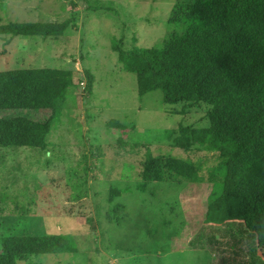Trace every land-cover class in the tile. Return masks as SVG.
I'll return each mask as SVG.
<instances>
[{
	"label": "rangeland",
	"instance_id": "rangeland-1",
	"mask_svg": "<svg viewBox=\"0 0 264 264\" xmlns=\"http://www.w3.org/2000/svg\"><path fill=\"white\" fill-rule=\"evenodd\" d=\"M180 1L187 0H0V24L64 25L45 38L0 34V70L61 68L73 78L44 147L0 146V222L34 234L69 233L76 250L27 255L17 264H264V185H249L243 219L219 225L204 222L207 183L122 193L112 203L125 208L109 214L111 187L139 182L144 143L152 156L189 155L203 178L216 164L210 152L185 154L156 139L180 124L208 126V106L165 103L160 90L140 94L111 46L114 38L126 51L159 46ZM84 70L93 77L90 93ZM47 113H23L16 130L34 142L35 122ZM237 229L239 242L231 236Z\"/></svg>",
	"mask_w": 264,
	"mask_h": 264
},
{
	"label": "trees",
	"instance_id": "trees-1",
	"mask_svg": "<svg viewBox=\"0 0 264 264\" xmlns=\"http://www.w3.org/2000/svg\"><path fill=\"white\" fill-rule=\"evenodd\" d=\"M168 24L159 46L126 51L117 38L111 46L123 67L135 75L140 94L160 90L165 103L208 106V126L180 124L158 132L156 139L170 140L185 154L210 152L216 164L203 178L201 164L192 162L189 155L152 156L144 143L148 149L139 182L111 187L107 201L111 204L126 192L153 194L164 183L177 187L207 183L204 222L219 225L243 219L249 185H264V0L180 1L173 4ZM63 26L15 21L0 24V34L45 38L62 34ZM83 73L84 89L90 93L92 74ZM72 85L67 69L0 70V146L44 147ZM41 109L48 111L47 117L36 120L37 137L32 142L24 129L16 127L23 113ZM137 146L135 142L130 147ZM122 208L121 202L112 203V219ZM1 225L0 264H17L27 255L76 250L69 233L34 234L17 231V224ZM237 231L231 235L235 242L243 239V229ZM253 237L252 233L247 236L251 253Z\"/></svg>",
	"mask_w": 264,
	"mask_h": 264
}]
</instances>
